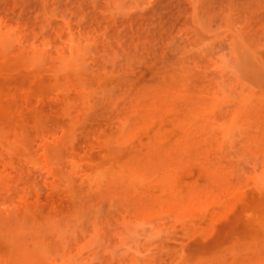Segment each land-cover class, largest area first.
<instances>
[{
	"label": "rangeland",
	"instance_id": "obj_1",
	"mask_svg": "<svg viewBox=\"0 0 264 264\" xmlns=\"http://www.w3.org/2000/svg\"><path fill=\"white\" fill-rule=\"evenodd\" d=\"M0 264H264V0H0Z\"/></svg>",
	"mask_w": 264,
	"mask_h": 264
}]
</instances>
